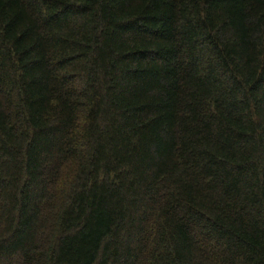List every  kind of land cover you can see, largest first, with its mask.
Instances as JSON below:
<instances>
[{"label":"trees","instance_id":"obj_1","mask_svg":"<svg viewBox=\"0 0 264 264\" xmlns=\"http://www.w3.org/2000/svg\"><path fill=\"white\" fill-rule=\"evenodd\" d=\"M0 264H264V0H0Z\"/></svg>","mask_w":264,"mask_h":264}]
</instances>
